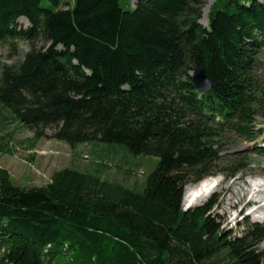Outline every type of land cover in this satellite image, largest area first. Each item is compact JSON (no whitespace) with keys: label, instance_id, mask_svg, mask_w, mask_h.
<instances>
[{"label":"trees","instance_id":"trees-1","mask_svg":"<svg viewBox=\"0 0 264 264\" xmlns=\"http://www.w3.org/2000/svg\"><path fill=\"white\" fill-rule=\"evenodd\" d=\"M42 1L0 0V42L14 52L28 45L0 63V105L34 138L97 141L156 160L138 187L72 166L44 186L19 187L0 166V264H264V223L242 216L237 232L221 227L213 198L182 207L188 182L219 171L227 132L255 137L264 0H212L206 25L204 0L128 9ZM201 65L212 81L205 94L190 78ZM244 160L231 158L226 175Z\"/></svg>","mask_w":264,"mask_h":264},{"label":"rangeland","instance_id":"rangeland-1","mask_svg":"<svg viewBox=\"0 0 264 264\" xmlns=\"http://www.w3.org/2000/svg\"><path fill=\"white\" fill-rule=\"evenodd\" d=\"M59 1L63 8L73 5V0ZM132 2L135 0H119L123 9L130 8ZM204 2L202 11L207 0ZM40 5L46 8L51 5V2L43 0ZM206 20L205 22L201 20L202 25H206ZM18 25L27 27L28 23L18 19ZM40 45L41 42H38L37 46ZM27 49L28 45L22 41L17 42L15 52L8 45L0 42V63H14L23 57ZM255 76L260 83L264 84V48H261L257 55ZM255 125L257 130L251 141L231 132L224 135L219 141V158L214 168L219 171L212 176L214 182L219 181V185L213 188L208 196H206L207 190L201 194L197 191L198 199L201 198L197 202V197L192 200L188 199L191 189L197 184L188 182L182 195L184 209L200 205L213 198L215 205L211 213L218 215L216 221L221 227L237 232L240 230L237 222L242 216L249 217L251 221L264 223L263 210L252 212L255 209L254 205H245L243 202L245 198L238 201L242 190L246 188L243 182L237 179L240 175L246 182L252 184L248 196L263 198L262 201H264V105L258 110ZM46 133L50 134L51 131L47 130ZM0 146H2L0 166L8 170L12 183L19 187L44 186L55 171L68 166L99 174L101 179L117 182L127 187H138L145 174L151 169L153 161L156 160L148 156H132L118 145H108L97 141L82 143L72 148L62 140L48 137L34 138L31 131L23 127L7 107L1 105ZM256 148H262V150L258 152ZM233 157H244L247 166L235 176L229 177L226 173L229 170V160ZM257 182L263 184L260 194H257ZM226 186L230 189L228 190ZM210 187L213 186L210 184ZM186 191L189 204L195 201L196 203L184 204L183 198ZM229 195L231 199L226 204L224 199ZM260 248L264 250V240ZM221 257L222 254L219 255V259ZM215 260L216 258L213 259Z\"/></svg>","mask_w":264,"mask_h":264},{"label":"bare ground","instance_id":"bare-ground-1","mask_svg":"<svg viewBox=\"0 0 264 264\" xmlns=\"http://www.w3.org/2000/svg\"><path fill=\"white\" fill-rule=\"evenodd\" d=\"M212 0H207V4L204 6V8H203V11H202V21H204L205 22V20H206V13L208 12V9H209V7H210V5H211V2ZM23 20V19H22ZM25 20V19H24ZM238 180H241L242 182H243V184H244V186L246 187V188H244L243 190H242V194H241V197H239L238 198V201L239 200H241L242 198L244 199L245 198V200L243 201L244 202V204L245 205H254L255 206V209L252 211V212H254L255 210H257V211H264V201H262L263 200V198H255V197H253V196H248V194H249V192H250V187H251V183H248V182H246L245 180H244V178H243V176L242 175H240L238 178H237ZM214 181H213V179H211L210 181H209V183H207V182H205V185L204 184H202V185H197L195 188H194V191H198V193L199 194H201L202 192H204V191H206V192H212L213 191V188H215L217 185H219V181H217L215 184L213 183ZM210 184L213 186V187H210ZM256 186H257V188H258V190H257V194H260V192L262 191V189H260L261 188V186H263V184L262 183H259V182H257L256 183ZM226 188L229 190L230 189V187L229 186H226ZM212 190V191H211ZM208 196V195H207ZM248 196V197H247ZM195 197H197V195L195 196ZM200 197V196H199ZM190 198V195H188V199ZM199 199H201V198H199ZM198 197H197V199H196V201L198 202ZM231 199V195H229V196H227L225 199H224V203H226V204H228V201ZM190 200H192V199H190ZM183 201H184V204L186 203V204H189V202H188V200H187V191L184 193V198H183ZM196 201L195 202H191L190 204H193V203H196ZM189 204V205H190Z\"/></svg>","mask_w":264,"mask_h":264},{"label":"water","instance_id":"water-1","mask_svg":"<svg viewBox=\"0 0 264 264\" xmlns=\"http://www.w3.org/2000/svg\"><path fill=\"white\" fill-rule=\"evenodd\" d=\"M190 78L194 89L199 94H205L211 90L212 81L205 66L201 65L195 67L190 72Z\"/></svg>","mask_w":264,"mask_h":264}]
</instances>
